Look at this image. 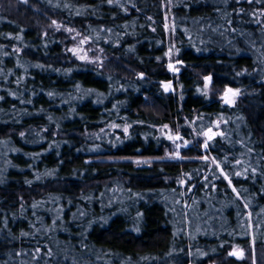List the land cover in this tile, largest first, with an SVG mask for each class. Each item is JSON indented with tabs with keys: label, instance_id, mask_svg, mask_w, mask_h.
I'll return each instance as SVG.
<instances>
[{
	"label": "trees",
	"instance_id": "16d2710c",
	"mask_svg": "<svg viewBox=\"0 0 264 264\" xmlns=\"http://www.w3.org/2000/svg\"><path fill=\"white\" fill-rule=\"evenodd\" d=\"M0 157V264H264V0H0Z\"/></svg>",
	"mask_w": 264,
	"mask_h": 264
},
{
	"label": "rangeland",
	"instance_id": "374dc122",
	"mask_svg": "<svg viewBox=\"0 0 264 264\" xmlns=\"http://www.w3.org/2000/svg\"><path fill=\"white\" fill-rule=\"evenodd\" d=\"M21 1V0H20ZM72 35H69L70 39L72 40L71 44H70V52L79 60L82 61L84 63H92V64H99L102 59L103 56L97 52V51H93V49L91 47H89L87 45V40L86 38L82 37L80 34H74L71 33ZM69 50V49H68ZM227 90V94L226 97H224V101L227 104H230L233 99L235 98V96L237 95V90L233 89V88H225ZM224 90V89H223ZM223 92V91H222ZM46 125V124H45ZM216 125H217V121H213L211 126L209 128H207L205 130V136L207 138H211L214 135L215 129H216ZM157 135L163 137L164 139H166L167 141L171 142L173 144V148L177 149V146L180 145H186V140L183 139L178 133H174L171 129H169L168 127H155ZM117 130H122L123 133L127 132V125L125 123H117L114 121H111L110 123L105 124L102 127L101 131H104V133L106 132H117ZM34 131V132H33ZM33 133H40V129H37L36 127L33 126ZM116 137H119L118 134H116ZM38 138H33L32 137V141H33V145L36 142ZM9 146H7L6 148H8ZM5 148V147H4ZM3 148V149H4ZM177 154L176 150L172 151L170 154H168L167 156L169 157H175ZM1 159V157H0ZM9 160V164H7L8 166H4L2 172H0V174H4L3 176H7V174L11 171L10 169L15 170L16 172H14V175H28V173H30L31 171H33L32 167H33V162H31L30 160H28V163H24L18 167L16 164H14L15 160L12 157L11 159H7ZM146 157H136L133 159V162L135 161H145ZM30 161V162H29ZM230 182V181H229ZM114 192H109L108 196L111 199L112 198V194ZM109 201V200H107ZM106 203V201H105ZM107 205H109L108 203L105 204L104 206L106 207ZM106 211V210H105ZM46 212L43 211L40 214V218L45 214ZM88 216H90V218L94 219V220H98L100 218H98L97 216H92L93 214L87 210ZM26 222L30 221V217L28 215H26L25 217ZM79 219V217L77 218ZM101 220V219H100ZM28 223V222H27ZM30 236V237H29ZM35 235L32 234V232L30 233L29 228H27V230L23 231L21 230V237L23 238V241L28 242H34L36 241V243H41L42 245H47V243L44 242V240L42 242H39L38 238L34 237ZM38 247V246H37ZM238 254H240L241 256H243L244 254V250L239 249ZM41 259V258H39ZM46 260V257H42V259L40 260L41 264H47L48 262H44ZM23 264H33V263H29V261L27 260H23Z\"/></svg>",
	"mask_w": 264,
	"mask_h": 264
},
{
	"label": "water",
	"instance_id": "95a60500",
	"mask_svg": "<svg viewBox=\"0 0 264 264\" xmlns=\"http://www.w3.org/2000/svg\"><path fill=\"white\" fill-rule=\"evenodd\" d=\"M226 94H227V90L224 89L223 92H222V96L226 97ZM216 133H219V130H216Z\"/></svg>",
	"mask_w": 264,
	"mask_h": 264
},
{
	"label": "snow or ice",
	"instance_id": "6c2138e0",
	"mask_svg": "<svg viewBox=\"0 0 264 264\" xmlns=\"http://www.w3.org/2000/svg\"><path fill=\"white\" fill-rule=\"evenodd\" d=\"M25 2H27V0H25ZM53 23H55V22H53Z\"/></svg>",
	"mask_w": 264,
	"mask_h": 264
}]
</instances>
